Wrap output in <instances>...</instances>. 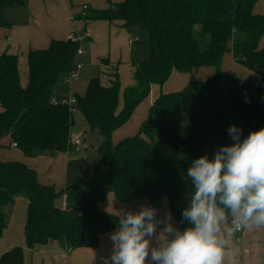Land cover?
Wrapping results in <instances>:
<instances>
[{"label": "trees", "instance_id": "16d2710c", "mask_svg": "<svg viewBox=\"0 0 264 264\" xmlns=\"http://www.w3.org/2000/svg\"><path fill=\"white\" fill-rule=\"evenodd\" d=\"M260 1L125 0L108 10H89L84 16L89 21H123L126 27L145 31L150 58L139 64L136 85L123 93L122 110L118 77L109 87L92 78L85 94L76 96L77 110L102 139L95 171L57 190L40 183L37 173L24 163L0 161V235L7 227L5 209L18 195L28 200L25 235L30 249L51 241L73 250L97 248L100 237L118 227V217L98 208L110 194L121 203L144 199L154 207L167 199L181 230L189 227L182 222V212L194 193L187 177L191 162L204 155L213 159L221 146L234 143L228 134L231 125L242 129V139L264 127V15L254 12ZM25 2L0 0V28L10 27L5 10ZM197 27L211 39L206 52L196 40ZM231 43L238 64L256 78L191 80L182 90L158 97L137 135L114 142V132L129 123L153 85L164 86L174 72L194 74L216 67ZM80 47V43L53 41L46 50L31 51L26 87L21 84L18 57L0 55V141L9 137L31 158L71 148L73 114L67 104L53 103V97L61 81L75 70ZM181 113L190 121V134L184 138L171 122ZM160 144L182 158H166ZM62 197L65 210L56 205ZM0 264H25L24 248L6 253Z\"/></svg>", "mask_w": 264, "mask_h": 264}, {"label": "crops", "instance_id": "0c3cea01", "mask_svg": "<svg viewBox=\"0 0 264 264\" xmlns=\"http://www.w3.org/2000/svg\"><path fill=\"white\" fill-rule=\"evenodd\" d=\"M124 1L26 0L24 6L8 8L4 12L10 27L0 28V55L10 54L18 57L21 84L26 87L29 75L28 56L31 51L46 50L53 41H67L70 34L84 37L85 40L81 42L84 55L78 59L83 68L69 85L61 81L55 89L53 100L63 103L76 98L77 95H84L92 78H100L102 84L109 87L118 77L121 83L120 110H122L123 93L136 85L135 75L139 64L147 62L150 58L149 36L139 27H126L123 21H89L84 18L82 8L88 6L91 11H103ZM257 5L254 12L264 15L257 11ZM261 5L264 7V4ZM232 61L234 62V56ZM196 74L199 72L194 74L174 72L164 86L153 85L150 96L137 108L129 123L114 132V142L118 143L137 135L158 97L161 94L182 90L194 80ZM247 74L256 78L254 73ZM75 117L76 114H73L74 126L71 148L68 151L42 153L31 158L18 147H13L9 137H4L0 141V161L24 163L37 173L40 183L53 186L57 190H64L75 184L86 174L92 173L99 162V158L95 157V164H90L85 157L79 155L88 149L87 140L92 134H89L87 127L77 130ZM74 141H79V144H75ZM99 143L96 144L97 148ZM145 204L152 206L144 199L121 203L110 194L98 208L103 213L119 218L127 211H138L140 206ZM56 205L65 210L66 198H60ZM154 208L161 218L170 213L171 222L180 228L167 199H163L161 205ZM5 212L7 227L0 235V259L9 251L22 247L25 264H105V261L110 260L112 242L109 237L117 229L103 234L97 248L73 250L59 242L51 241L47 245H38L30 249L27 247L25 235L28 215L26 197L18 195L15 201L6 207ZM230 224V220L226 221L221 232V235H225L229 240L224 264H264V228H242V232L237 231L228 236ZM162 227L163 225H160L157 232Z\"/></svg>", "mask_w": 264, "mask_h": 264}, {"label": "clouds", "instance_id": "9594fccd", "mask_svg": "<svg viewBox=\"0 0 264 264\" xmlns=\"http://www.w3.org/2000/svg\"><path fill=\"white\" fill-rule=\"evenodd\" d=\"M228 134L234 143L221 146L213 159H195L187 170L194 193L182 222L190 226L181 230L170 213L161 218L146 204L127 211L110 234L112 254L105 264H224L226 221L228 236L264 228V127L242 139V129L231 125Z\"/></svg>", "mask_w": 264, "mask_h": 264}, {"label": "rangeland", "instance_id": "374dc122", "mask_svg": "<svg viewBox=\"0 0 264 264\" xmlns=\"http://www.w3.org/2000/svg\"><path fill=\"white\" fill-rule=\"evenodd\" d=\"M261 4H264V1L263 3L257 5V11H259V13H264V7ZM195 37L198 42L199 48L202 52H206L210 49L211 39L206 33H204L201 30L200 27L195 28ZM233 46H234L233 43L229 45L228 51L224 54L220 64H218L216 67L199 70L198 71L199 74L195 75L194 81L203 83L215 77H235V78L252 80L253 77L249 76L250 74H247L249 71H247L243 67L240 68L237 66L239 64L237 58L235 59L236 56L234 54ZM233 56H234V62L232 61ZM74 114H76L75 118H77L76 129L79 130L82 127H87V131L89 132L90 130L87 121L85 117L82 115V113L78 112ZM171 122L173 123V126L179 137L184 138L190 134V121L187 115L182 113L173 115L171 117ZM89 134H92V136H90L87 140L88 149L83 150V153H80L79 155L85 157L90 164H95V159H94L95 157L99 158L98 161L101 160V156L98 152V148L96 147V144H98L99 141L101 142L102 139L99 137L98 133L96 132L90 131ZM158 149L166 158L170 160L176 159L175 157H178L179 159L182 158L181 155H177L176 153L168 150L161 144L160 146H158ZM95 169L96 168L94 167L92 171H95ZM181 173L182 172L180 169V174Z\"/></svg>", "mask_w": 264, "mask_h": 264}, {"label": "built area", "instance_id": "2783aa9c", "mask_svg": "<svg viewBox=\"0 0 264 264\" xmlns=\"http://www.w3.org/2000/svg\"><path fill=\"white\" fill-rule=\"evenodd\" d=\"M89 11V8L88 6H84L82 8V13H83V16H86L87 13ZM85 40L84 37H80V36H76L75 34H70L68 36V39L67 41H71L73 43H80L83 42ZM84 55V51L82 50V47H80V49L78 50L77 52V57H76V68L75 70H73L72 72H70L64 79H63V82L64 84H67L69 85L74 79H76L79 75V71L83 68V64L78 62V59ZM263 85H264V82H263ZM53 103L55 104H58L59 102L54 99L53 100ZM63 104H67L69 107H70V111L72 114L76 113L78 110H77V100L76 98H71L69 99L68 102H63ZM75 144H79V141H74ZM13 147H18V145L16 143L13 144ZM78 216H82V213H78ZM238 232H242V229L239 230Z\"/></svg>", "mask_w": 264, "mask_h": 264}]
</instances>
